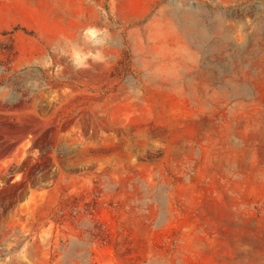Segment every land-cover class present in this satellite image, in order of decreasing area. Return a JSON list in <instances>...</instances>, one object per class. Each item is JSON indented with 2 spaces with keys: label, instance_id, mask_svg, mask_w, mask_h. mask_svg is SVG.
I'll list each match as a JSON object with an SVG mask.
<instances>
[{
  "label": "rangeland",
  "instance_id": "1",
  "mask_svg": "<svg viewBox=\"0 0 264 264\" xmlns=\"http://www.w3.org/2000/svg\"><path fill=\"white\" fill-rule=\"evenodd\" d=\"M0 264H264V0H0Z\"/></svg>",
  "mask_w": 264,
  "mask_h": 264
}]
</instances>
